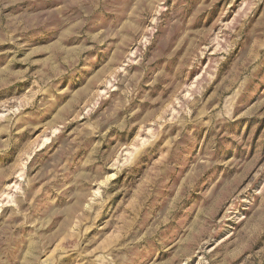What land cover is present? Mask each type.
<instances>
[{
    "label": "rangeland",
    "instance_id": "rangeland-1",
    "mask_svg": "<svg viewBox=\"0 0 264 264\" xmlns=\"http://www.w3.org/2000/svg\"><path fill=\"white\" fill-rule=\"evenodd\" d=\"M0 264H264V0H0Z\"/></svg>",
    "mask_w": 264,
    "mask_h": 264
}]
</instances>
